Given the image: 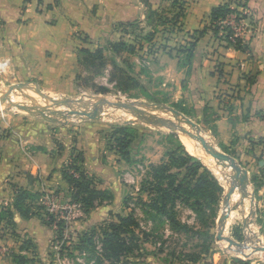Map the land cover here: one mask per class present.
I'll list each match as a JSON object with an SVG mask.
<instances>
[{"label": "crops", "instance_id": "1", "mask_svg": "<svg viewBox=\"0 0 264 264\" xmlns=\"http://www.w3.org/2000/svg\"><path fill=\"white\" fill-rule=\"evenodd\" d=\"M185 1L186 32L209 25L212 9L225 2ZM148 4L157 10L164 0H0V73L35 79L43 88L62 95H73L78 81L86 75V82L115 87L110 81L109 63L93 81L87 80L93 73L80 64V49H106L121 38L133 42L118 25L139 21L141 26L151 27L147 21ZM247 7L245 40L250 53L226 46L209 29L198 41L190 64L184 65L177 56L163 52L158 54V61L169 64L166 70L178 79L174 88L181 90L182 98L198 116L213 115L204 124L211 127L215 143L229 150L234 146V156L250 172L256 170L254 160L264 164V0H247ZM139 53H123L116 60L124 67L129 63L144 84V73L136 70L141 65ZM105 57L111 60L114 56L105 50ZM154 63L147 61L150 66ZM218 66L222 75L216 71ZM99 77L105 84L97 82ZM92 125L87 122L74 126L17 114L13 119L0 117V264H42L52 251L56 230L37 209L40 202L52 196L70 199V185L63 169L69 166L75 148L83 152L84 167L97 178L98 188L112 191L115 197L116 190L121 192L117 179L114 188L100 181L108 173L106 167L115 172L112 167L123 162ZM22 191L31 196L24 209L16 204V196ZM111 211V203L100 204L85 212L88 215L82 222L72 221L68 232L78 235L91 221L101 222ZM17 256L28 261L19 262Z\"/></svg>", "mask_w": 264, "mask_h": 264}, {"label": "rangeland", "instance_id": "2", "mask_svg": "<svg viewBox=\"0 0 264 264\" xmlns=\"http://www.w3.org/2000/svg\"><path fill=\"white\" fill-rule=\"evenodd\" d=\"M164 10H173L171 2L164 0L162 8ZM142 28V29H141ZM141 28H131L128 40L139 38L138 42L144 43V50L139 53V61L141 65L136 66V70L143 72L144 88L133 90L129 93H124L116 87L109 86V92L105 94L96 93L90 82H86L85 77H81L78 81L76 88H74L73 95H62L56 93L53 89H45L35 79H17L8 72L0 73V98L1 96L8 95L15 86L25 83H36L37 88L40 90V95L35 92L33 98L20 95L22 89L25 91L27 88H21L10 95V99L14 102H23L30 105H39L41 107H49L45 113L55 122L59 123H74V126L80 124L90 123L93 124L95 133L102 135L105 139L109 140V135L114 130L121 126H128L133 130V137L130 145V158L129 161L122 160V165L106 167L107 175L103 181L104 186L113 187L115 180L118 181V186L121 192L116 190V197L113 196L110 200H104L101 204H112L111 214L105 217L101 222L92 223L85 226L81 232L97 230V235L94 238V253L89 250H79L76 244L79 241V234L69 233L68 229L72 221L78 222L86 219V214L81 208H74V212L69 216L67 224L64 223V239L57 243H53V249L42 262V264H213L216 262L234 263L237 264L238 260H244L249 264H264V252L254 251L255 247H264V164L261 165L258 159L254 160V169L249 172L250 184L248 186L246 195L239 200H232L231 215L226 225L224 234L233 238L236 242L242 245V248L233 246L230 249L228 242L218 238L219 233V218L222 216L226 205V195L231 185V178L234 176L227 175L223 172L226 180L221 179L215 170L211 169L198 155L190 153L200 162H202L217 178L219 183L223 186L224 191L221 196L220 204L218 207L216 220H206L205 223L200 219L198 213L191 207L184 203H177L178 217L184 225L182 229H174L170 222L163 216L158 215L151 208H146L140 204V199L148 201L149 194L144 189V182L151 180L152 165H159L167 162L168 152L178 148L179 144L183 143L182 136L178 132H173L163 125H154L147 123L145 117L135 116L128 110L106 106L104 108L103 116L98 120H90L83 118L77 112H93L95 107L91 104H73L72 106H52L54 101H62L65 99L82 100L84 102H96L98 97H105L112 102H132V103H149V104H164L175 110H178L190 117L202 127V133L214 143L223 152L234 156L237 151L234 146L231 150L222 148L218 143L215 134L209 130V124H204L205 121L213 119V115L207 114L198 116V113L182 98L181 90L177 89L176 85L178 79H173L172 71H167L170 66L166 61H158V54L170 53L181 59L184 55L179 51L183 47H188L189 37L186 35V29H169L160 31L156 34L154 41L147 43L142 40L143 36L152 32L155 29L153 26L142 25ZM162 30V28H160ZM217 39V38H216ZM151 56L152 59L147 56ZM147 57V58H146ZM168 59L167 57H165ZM141 60L143 62H141ZM156 61V63L147 65V61ZM166 62V63H165ZM165 63V65H162ZM168 65V66H167ZM167 66V67H166ZM149 67L152 70L149 71ZM159 68H162L161 70ZM159 69V70H157ZM167 69V70H166ZM157 70V71H156ZM167 73H166V71ZM219 75L222 74L220 67L216 70ZM153 73V76L150 74ZM167 78L171 81H167ZM175 80V81H174ZM174 81V82H173ZM97 82L105 84L102 77L97 78ZM168 82V83H167ZM36 89V88H35ZM19 94V95H18ZM222 96V95H221ZM36 97V98H35ZM226 100V99H224ZM230 101V100H229ZM186 104V105H185ZM228 103L225 102V107ZM113 110L119 116L118 118H110L106 114H110ZM71 111H75L71 113ZM148 114L161 118H168L176 120L175 116L162 108L152 107L147 109ZM13 114L25 118H33L38 115H32L26 111L17 108H0V117L11 116ZM121 115H124L121 117ZM129 115V116H128ZM128 116V117H127ZM42 117V116H38ZM124 117V118H123ZM131 120L132 122H128ZM207 125V126H206ZM184 139V138H183ZM216 142V143H215ZM185 146V145H184ZM186 148V147H185ZM187 149V148H186ZM237 159V158H236ZM264 161V159H262ZM246 169L243 161L236 160ZM218 163V162H217ZM219 164V163H218ZM263 168V169H262ZM241 189L237 188L236 190ZM112 190V189H111ZM242 190V189H241ZM112 192V191H110ZM242 193V192H241ZM128 198V205L124 200ZM55 200V201H53ZM57 196L47 198L45 202H40L38 212L45 215V219L49 220L47 213L54 214L61 212L59 205L67 202ZM54 202V203H53ZM99 206V205H97ZM41 210V211H40ZM133 212L139 221V227L136 229V237L138 240L139 248L131 255L124 256L120 260H108L103 255L105 253L103 244V227L111 221H116V214L127 215ZM65 213L61 212V215ZM61 220L60 216L56 218ZM65 239H69L67 246L70 248L65 249V252H60L61 246ZM244 254L249 255L246 257ZM36 259H34V262ZM33 262V263H34Z\"/></svg>", "mask_w": 264, "mask_h": 264}, {"label": "trees", "instance_id": "3", "mask_svg": "<svg viewBox=\"0 0 264 264\" xmlns=\"http://www.w3.org/2000/svg\"><path fill=\"white\" fill-rule=\"evenodd\" d=\"M168 1L171 2L172 11L171 9L166 11L161 8L153 10L148 4L150 10L147 21L155 29L143 36L142 40L144 42L150 43L154 41L156 34L160 31L173 30L178 27V29H182L183 19L186 15V1ZM243 10H248L247 0H225L223 4L212 9L209 16V25H205L200 30L186 32L189 37L188 47H183L179 50L184 55L182 60H185V62L183 64L188 65L191 63L198 41L205 36L209 29L213 31L217 39L226 41V46H234L236 49L250 53L247 40L234 36L235 43H233L230 40V37L234 35L233 30L229 26L222 28L221 25L222 21L226 20L230 15H235L236 22L241 19H248V13ZM118 27L121 28L124 35H129L131 28H141L142 26L139 21H136L120 23ZM221 30H224L225 34L220 35ZM138 39L135 37L133 42H128L121 38L117 42L109 43L106 49L97 48L92 51L88 48H81L80 64L93 73V76H89L87 80L93 81L94 76L102 74L109 63L112 65L110 81L115 83V87L118 90L129 93L133 90L144 88L145 85L133 74L132 66L126 62L128 65L124 67L116 60L123 53L135 54L144 50V43L138 42ZM105 50H110L113 53L114 57L111 60L106 59ZM91 85L96 93L105 94L109 92V88L106 86L94 83ZM132 137L133 130L128 126L117 128L108 137L110 148L126 161H129L130 158ZM167 154L169 159L167 162L156 166L152 165L151 180L144 182V189L148 192L150 199L148 201L140 199V204L165 217L174 229H182L184 227L179 220L176 209L178 202L193 208L205 223L208 220H216L221 196L224 191L223 186L202 162L187 151L184 144L180 143L178 148ZM83 163V152L75 148L72 160L68 167H64L63 172L70 185V202L80 204L82 210L87 213L104 200H110L113 194L109 190L98 188L97 178L87 172ZM29 197L31 196L26 191L19 192L16 196L17 206L20 209H24L25 201ZM124 202L128 205V198ZM47 216L49 220H46V223L53 226L56 230L57 236L54 243L56 244L57 241L61 242L64 239V220H57V216L54 214L47 213ZM115 216L116 221H111L103 227L104 232L102 233L105 249L103 256L108 260H120L124 256L133 254L139 248L136 237L139 221L134 213L131 212L127 215L116 214ZM0 217H2L1 214ZM97 233V230L81 232L76 248L79 250L86 249L94 253V238ZM69 241V239L64 240L60 252H65V249L68 250L70 248L67 246ZM16 260L19 262L28 261L22 256H17ZM238 263L249 264L244 260H238Z\"/></svg>", "mask_w": 264, "mask_h": 264}, {"label": "water", "instance_id": "4", "mask_svg": "<svg viewBox=\"0 0 264 264\" xmlns=\"http://www.w3.org/2000/svg\"><path fill=\"white\" fill-rule=\"evenodd\" d=\"M33 87L35 86L36 92L40 95V90L37 88L36 83H25L21 84L19 86H15V89H12L10 93L13 91L20 89L22 87ZM10 93L8 95L3 96L0 99V108H17L22 111H26L32 115H38L42 116V118L49 120L51 122H55L52 120L46 113L45 111L49 109V107H41V106H36V105H30L27 103L23 102H14L11 99H9ZM73 104H91L95 107L93 112H77L80 116L86 119L90 120H98L103 116L104 113V108L106 106H111V107H118L122 108L125 110H128L135 116H143L145 117V121L150 124L154 125H163L173 132H178L181 135H186L190 138H193L199 142H201L203 148L205 151L210 154L218 163H228L234 170V177L231 178V185L229 188V191L226 195V201L225 205L226 208L222 214V216L219 218V233H218V238L220 240H224L229 243L230 249H232L233 246H236L238 248H242V245L238 242H236L233 238L228 237L224 234L226 230V225L227 222L230 218L231 215V203H232V196L236 192V188H241L242 189V196L244 197L246 195L248 186L250 184V179H249V171L242 167L237 159L222 150H220L214 143L208 141L202 136V127L196 123L194 120H192L190 117L186 116L182 112L175 110L167 105L164 104H149V103H132V102H112L109 99L105 97H98L97 101L94 102H84L82 100H72V99H65L62 101H54L52 106H72ZM156 107V108H162L166 110L167 112H170L175 116V121L172 119L168 118H161L154 116L153 114H148L147 109ZM75 111H71V113H74ZM104 117V116H103ZM128 122H132L129 120ZM236 181H238L236 183ZM254 251H263L264 252V247H255ZM246 257H249V255L244 254Z\"/></svg>", "mask_w": 264, "mask_h": 264}, {"label": "bare ground", "instance_id": "5", "mask_svg": "<svg viewBox=\"0 0 264 264\" xmlns=\"http://www.w3.org/2000/svg\"><path fill=\"white\" fill-rule=\"evenodd\" d=\"M27 87H30V86H27ZM22 88H26V87H22ZM21 89V88H20ZM33 87H31V89L27 88L25 91L22 89L21 91L23 92H20V95L22 96H28L29 98H33L34 97V91L32 90ZM19 90V89H17ZM15 90V91H17ZM35 90V89H34ZM13 91V92H15ZM36 91V90H35ZM12 92V93H13ZM11 93V94H12ZM10 94V95H11ZM19 95V94H18ZM2 98V96H1ZM0 98V99H1ZM36 98V97H35ZM9 99H10V96H9ZM36 106H39V105H36ZM105 115V113H104ZM106 116L110 117V118H118L119 116L116 114V112H114L113 110L110 111V114H106ZM124 116V115H121V117ZM129 116V115H128ZM127 116V117H128ZM124 118V117H123ZM202 136L207 139L208 141H210L205 134L202 133ZM182 141L185 145V147L187 148V150L190 152V153H193L195 155H198L204 162H206V164L210 166L211 169L215 170V172L220 175L221 179L223 180H226L227 177H225L223 172H226V174L228 175H232V171L234 172L233 168L228 164V163H217V161L210 155L208 154L205 149L203 148L201 142L193 139V138H190L188 136H182ZM184 138V139H183ZM211 142V141H210ZM234 176H232L233 178ZM228 179V178H227ZM227 181V180H226ZM238 181H236L237 183ZM237 189V188H236ZM242 190L241 189H238L236 190V192L233 194L232 196V200L236 201V200H239L242 196ZM232 208V207H231Z\"/></svg>", "mask_w": 264, "mask_h": 264}, {"label": "built area", "instance_id": "6", "mask_svg": "<svg viewBox=\"0 0 264 264\" xmlns=\"http://www.w3.org/2000/svg\"><path fill=\"white\" fill-rule=\"evenodd\" d=\"M243 11L248 13L247 10H243ZM246 21H247V19H241L240 21L236 22L235 15H230L226 20L222 21V24H221L222 28L229 26L233 30L234 35H233V37H230V40L233 43H235L234 36L235 37H241L244 40L246 39L245 36L247 33V28H248ZM223 34H225V31L221 30L220 35H223ZM53 201H55V200H53ZM58 208L62 213H65V214L61 215V212H58V213H55V215L57 217L60 216V219L64 220V222L67 224V220H68L69 216L74 212V208H81V205L74 203V202H70V199H69L67 202L61 203Z\"/></svg>", "mask_w": 264, "mask_h": 264}]
</instances>
